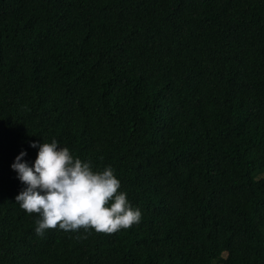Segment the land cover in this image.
Masks as SVG:
<instances>
[{
  "label": "trees",
  "instance_id": "16d2710c",
  "mask_svg": "<svg viewBox=\"0 0 264 264\" xmlns=\"http://www.w3.org/2000/svg\"><path fill=\"white\" fill-rule=\"evenodd\" d=\"M52 140L140 222L37 235ZM0 264H264V0H0Z\"/></svg>",
  "mask_w": 264,
  "mask_h": 264
},
{
  "label": "clouds",
  "instance_id": "9594fccd",
  "mask_svg": "<svg viewBox=\"0 0 264 264\" xmlns=\"http://www.w3.org/2000/svg\"><path fill=\"white\" fill-rule=\"evenodd\" d=\"M38 147L34 164L22 162L21 152L11 165L25 187L15 197L27 214H36L35 232L46 230L113 234L138 224L142 212L134 208L111 166L94 170L91 162L74 157L56 140Z\"/></svg>",
  "mask_w": 264,
  "mask_h": 264
}]
</instances>
